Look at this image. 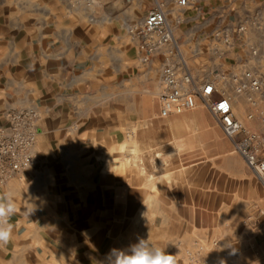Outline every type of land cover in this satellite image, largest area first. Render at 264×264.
Masks as SVG:
<instances>
[{
  "label": "crops",
  "instance_id": "obj_1",
  "mask_svg": "<svg viewBox=\"0 0 264 264\" xmlns=\"http://www.w3.org/2000/svg\"><path fill=\"white\" fill-rule=\"evenodd\" d=\"M148 7L0 0V127L12 109L38 112L34 161L0 185L17 205L0 264H107L141 239L176 264H264V185L200 103L159 115L163 49L141 63L126 32ZM255 14L230 49H209L212 30ZM184 16L174 37L186 35L195 74H264V0H196ZM234 110L248 123L243 97Z\"/></svg>",
  "mask_w": 264,
  "mask_h": 264
},
{
  "label": "built area",
  "instance_id": "obj_2",
  "mask_svg": "<svg viewBox=\"0 0 264 264\" xmlns=\"http://www.w3.org/2000/svg\"><path fill=\"white\" fill-rule=\"evenodd\" d=\"M145 1L149 7L144 17L128 24L126 32L136 41L141 63H148L150 57L163 49L159 67V115L180 113L200 103L230 139L233 150L264 185V74L252 67L238 72L217 68L195 74L180 53L174 30L185 21L184 11L196 0H171V7L166 0ZM259 17L255 14L248 24L237 25L233 34L225 28L212 30L207 37L209 49L217 56L222 55L233 46L234 39L241 40L249 28L259 26ZM247 46L253 59H257L258 48L252 43ZM238 97L245 99L248 123L236 117L234 103ZM6 120V126L0 127V185L32 164L38 134V112L33 108L12 109Z\"/></svg>",
  "mask_w": 264,
  "mask_h": 264
},
{
  "label": "clouds",
  "instance_id": "obj_3",
  "mask_svg": "<svg viewBox=\"0 0 264 264\" xmlns=\"http://www.w3.org/2000/svg\"><path fill=\"white\" fill-rule=\"evenodd\" d=\"M16 212L13 194L0 195V246L7 245L12 239L13 225L9 221ZM107 264H176V259L149 240L141 239L127 250L113 249L107 256Z\"/></svg>",
  "mask_w": 264,
  "mask_h": 264
},
{
  "label": "rangeland",
  "instance_id": "obj_4",
  "mask_svg": "<svg viewBox=\"0 0 264 264\" xmlns=\"http://www.w3.org/2000/svg\"><path fill=\"white\" fill-rule=\"evenodd\" d=\"M166 1H167V3H169V7H171V5H172L170 3L171 0H166ZM201 20H202V18H201ZM187 40L188 39L186 38L185 34L178 35L177 38H176V42H177V44L179 46V49L181 51L180 53L183 56V58L185 59V61H187L188 66L193 71L197 70L199 72L200 71V63H198L197 61H192V60L189 62V59L187 58L188 56L191 55V53L186 48V47H188L187 44H186ZM184 50L187 51V52H184ZM190 59H192V58H190Z\"/></svg>",
  "mask_w": 264,
  "mask_h": 264
}]
</instances>
